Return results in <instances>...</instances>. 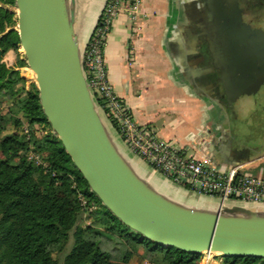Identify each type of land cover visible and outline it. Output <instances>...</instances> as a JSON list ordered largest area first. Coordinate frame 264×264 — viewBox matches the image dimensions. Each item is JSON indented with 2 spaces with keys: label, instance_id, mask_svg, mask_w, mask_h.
I'll return each mask as SVG.
<instances>
[{
  "label": "water",
  "instance_id": "obj_1",
  "mask_svg": "<svg viewBox=\"0 0 264 264\" xmlns=\"http://www.w3.org/2000/svg\"><path fill=\"white\" fill-rule=\"evenodd\" d=\"M236 3L229 0L225 10L234 12ZM16 14L19 46L35 74L42 109L104 205L142 238L165 247L264 257V214L186 205L132 168L88 85L71 1L16 0ZM247 29L251 30L250 26ZM233 35L230 33L226 42L231 44L226 51L229 56L214 57L219 58L222 72L236 81L228 83L237 84L238 93L253 94L262 86L264 90V30L253 29L237 50L232 45Z\"/></svg>",
  "mask_w": 264,
  "mask_h": 264
},
{
  "label": "trees",
  "instance_id": "obj_2",
  "mask_svg": "<svg viewBox=\"0 0 264 264\" xmlns=\"http://www.w3.org/2000/svg\"><path fill=\"white\" fill-rule=\"evenodd\" d=\"M8 6L16 0H0V104L8 102V116L0 111V264H59L60 256L62 264L127 263L138 247L158 264H198L200 253L142 238L90 188L52 129L36 83L27 86L21 75L26 59L19 53L14 65L4 59L8 51L18 52L20 42L17 16ZM101 17L102 12L100 25ZM9 120L23 132H6ZM33 124L45 132L25 131ZM84 213L87 223L81 220ZM218 256L222 264H264V257Z\"/></svg>",
  "mask_w": 264,
  "mask_h": 264
},
{
  "label": "crops",
  "instance_id": "obj_3",
  "mask_svg": "<svg viewBox=\"0 0 264 264\" xmlns=\"http://www.w3.org/2000/svg\"><path fill=\"white\" fill-rule=\"evenodd\" d=\"M69 1L83 49L107 0ZM199 3L200 0H141L134 19L128 10H121L112 21L104 46L108 79L134 119L152 127L160 138L189 145L197 156L204 145L217 164L239 165L241 172L264 178V128L251 125L244 113L224 110L200 87L195 88L182 71L180 60L193 52L190 37L199 35L191 22L192 5L196 8ZM115 135L122 142L119 134ZM125 149L132 153L126 146ZM158 174L192 197L188 202L164 191L181 203L215 208L220 201ZM227 208L264 214V202L229 200Z\"/></svg>",
  "mask_w": 264,
  "mask_h": 264
},
{
  "label": "built area",
  "instance_id": "obj_4",
  "mask_svg": "<svg viewBox=\"0 0 264 264\" xmlns=\"http://www.w3.org/2000/svg\"><path fill=\"white\" fill-rule=\"evenodd\" d=\"M141 0H107L101 17L89 39L81 49L82 65L91 93L102 98L97 103L100 112L118 133L123 144L153 171L167 179L211 197L221 203L229 200L264 202V178L241 172L239 165L224 167L217 164L204 145L199 147L200 156L190 151L189 145H179L160 138L155 130L139 124L125 103L117 96L108 79L104 46L113 19L126 9L134 19L140 10ZM112 124V125H111ZM114 125V126H113ZM28 131V127H25ZM29 158L40 159L32 152ZM142 264H158L146 259Z\"/></svg>",
  "mask_w": 264,
  "mask_h": 264
},
{
  "label": "flooded vegetation",
  "instance_id": "obj_5",
  "mask_svg": "<svg viewBox=\"0 0 264 264\" xmlns=\"http://www.w3.org/2000/svg\"><path fill=\"white\" fill-rule=\"evenodd\" d=\"M228 1L200 0L198 7L192 5L191 22L193 28L199 31V35L190 37L193 52L182 58L180 64L195 88L200 87L224 110L238 115L244 113L246 117H242L252 122V118L259 114L264 118L263 86L253 94L238 93V85L228 83L232 78L222 72L219 58L214 57L216 55L223 59L229 56L226 51L230 48L228 46H231L227 44L230 33L234 34L232 45L234 50H237L252 36L253 29L264 30V16L260 17L261 14L256 10L257 5H264V0H235L238 5L235 6L234 12L225 10L229 6ZM247 26H250L251 30H248ZM210 156L213 158L211 154Z\"/></svg>",
  "mask_w": 264,
  "mask_h": 264
},
{
  "label": "rangeland",
  "instance_id": "obj_6",
  "mask_svg": "<svg viewBox=\"0 0 264 264\" xmlns=\"http://www.w3.org/2000/svg\"><path fill=\"white\" fill-rule=\"evenodd\" d=\"M8 7H9V9L11 11L16 13V6H8ZM256 10H257V12H259L261 14L260 17L264 16V5L263 6H258L257 5ZM16 16H17V14H16ZM16 26H17V24H16ZM18 53H19V55L22 58H25L23 50L19 46L18 52L10 50L8 53L5 54L4 59H5L6 63L9 64V65H14L15 62H16V57H17ZM26 63H27V61H26ZM20 71H21V75L24 76L26 78V80H27V83H26L27 86H29V84L31 82H35V74H34L33 70L29 67L28 64H26L24 66H21L20 67ZM7 108H8V102L7 101H4V102H2L0 104V111L3 114H5L6 116H8ZM103 119H104V121H105V123H106V125L108 127V130L110 131L113 139L117 143V146L119 147L121 152L125 155V157L129 160V162L132 163L131 159H134L135 161L137 160L139 163L142 164L141 160L138 157H136V155L134 153L130 154L125 149L124 144L121 141L118 140V138L116 137V135L113 132V128L110 126L109 121L105 118L104 115H103ZM251 125H254L256 128L257 127L258 128H260V127L264 128V118H263V116L260 115V114L257 115V116H254V118H252ZM7 128L8 129H7L6 132H12V131H18L20 133L23 132V127H18V128L14 127L10 120L8 121V127ZM45 130L46 129H44L43 125H40V124H33L32 126L28 127V131L30 133H32V134H35V135H40V134L44 133ZM6 132H4V133H6ZM132 154H134L135 156H133ZM132 165H133V163H132ZM142 165L144 167L148 168L149 170L153 171V169L149 165H146L144 163ZM133 166L135 167V169L138 171L139 174H141L143 177H146L145 174L141 170L136 168L135 165H133ZM153 172H155L157 174L159 173V172H156V171H153ZM165 192H167V191H165ZM94 207H97V204H95ZM87 215H88V213H84L83 214V216L81 218L82 222H84V223L89 222V219L87 218ZM71 245H72V238L69 240V243L67 245V249H69L71 247ZM134 251H135V253H134L133 257L127 263H122V262H120L118 260H115L114 262L116 264H142L146 259H149L151 257V255L149 253H146L142 247H138ZM218 255H219V253H215V252H206V251L202 252V253L199 254L198 264H222V260L223 259H222V257H220ZM62 260H63V256H60L59 257V264H62Z\"/></svg>",
  "mask_w": 264,
  "mask_h": 264
},
{
  "label": "bare ground",
  "instance_id": "obj_7",
  "mask_svg": "<svg viewBox=\"0 0 264 264\" xmlns=\"http://www.w3.org/2000/svg\"><path fill=\"white\" fill-rule=\"evenodd\" d=\"M21 49L23 50L22 46H20ZM137 157V156H136ZM132 160V163L133 165L136 166V168H138L139 170H141L146 177H143L141 174L138 173V171L135 169V167L131 164L132 168L139 174L141 175L145 180H147L150 184H152L153 186H155L158 190L164 192L167 191L168 193L171 192L173 195L181 198L182 200H185V201H189V199H192V197L190 198V195H188L187 193L185 192H181L180 189H178V187L168 183L164 178L160 177L159 174L149 170L148 168L144 167L141 163H139L137 160L135 161L134 159H131ZM147 165V164H146ZM186 197V198H185ZM187 199V200H186ZM198 202L201 203V200L198 198L197 199ZM214 202V201H213ZM194 205H197L199 206V208H202V209H206V210H217L219 209L220 207H224V208H227V202L226 203H221L220 201L218 202L217 204V207H212L210 205H199V204H195V203H192ZM212 204V203H210ZM214 204V203H213ZM224 205V206H223ZM223 208V209H224Z\"/></svg>",
  "mask_w": 264,
  "mask_h": 264
}]
</instances>
